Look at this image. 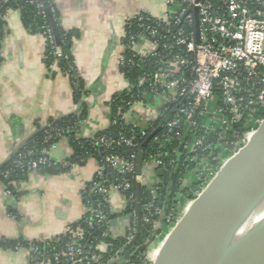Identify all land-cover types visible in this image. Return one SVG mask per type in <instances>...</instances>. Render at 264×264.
<instances>
[{
	"label": "built area",
	"instance_id": "obj_1",
	"mask_svg": "<svg viewBox=\"0 0 264 264\" xmlns=\"http://www.w3.org/2000/svg\"><path fill=\"white\" fill-rule=\"evenodd\" d=\"M10 1L0 0V63L3 56L1 46L7 33V14L1 12V6ZM25 1L35 6L44 17H48L47 9L51 13L56 10L54 0H50L51 8L48 7V0H45L46 4L42 0ZM164 3L166 10L161 18L147 12L132 18L139 21L141 33L135 35L126 32L123 43V53L128 50L141 58H152L157 63V71L145 72L136 87L139 89L138 97L148 96L149 101L157 105H143L148 114L154 116V125L158 121H162V124L154 128L150 135L149 129L154 125L141 129L139 138L134 134L127 136L123 133L115 139L92 138L95 148L109 149L118 144L132 150L128 157L104 154L95 178L83 189L86 205L84 220L88 231L100 232L104 240L96 246L84 245L81 241L87 231L69 226L64 236L28 243L25 246L29 252L28 264H108L120 259L124 249L133 255L157 232L153 245L159 241L158 246H152L138 257L120 263L131 264V261L143 258L146 264H152L151 251L154 248L159 251L165 237L207 185L203 184L192 194L193 198L188 200L184 212L178 208L175 217H167L173 224H166L164 210L158 206L163 187L156 174L159 169L164 174L162 159L165 153L155 148L146 151V147L140 146L139 140L149 138L160 129L163 136L159 138L157 133L148 145L153 141L159 144L178 141L180 147L176 151L177 155L185 157L189 164L195 166L188 173L190 177H195L199 183L204 177L206 183H209L225 162L250 141L263 123L264 0H164ZM17 11L21 13V10ZM46 35L47 41L53 45L54 54L62 57L53 29L48 28ZM144 41H151L153 47L147 54L139 55L136 48ZM123 53L118 61L120 68L134 63L132 58ZM133 88L129 85L128 90ZM142 103L127 102L128 112ZM123 118L126 120V115ZM115 123L117 120L112 118L111 124ZM240 126L241 130H234ZM48 128L52 129L51 125ZM138 128L133 125L132 132ZM53 130L54 134L47 133L45 136L44 141L49 144L47 147L30 148L20 153L15 167L27 173L48 166L63 170L72 167L74 164L68 160L59 161L52 155L56 143L50 142L66 138L61 128ZM140 152L145 154V159L147 155L144 167H149L153 172V180L149 179L152 176L150 170H144L142 175L137 173ZM173 173L176 172H171V175ZM11 177V170L0 171V178L7 181ZM133 181L146 185L148 189L149 198L143 206L145 214L142 215V225L151 226L153 230L145 242L139 243L138 238L136 245L133 240L138 233L137 209L124 214L132 215V219L122 231L112 225L114 219L105 212V207L110 208L114 193L124 196L127 210L137 205L133 194L126 195L133 189ZM179 181L186 183L184 178ZM6 194H10V191H6ZM182 201L183 197L180 196L179 207L187 204ZM66 237H69V241L62 244ZM107 238L123 240L119 250L108 260L105 257L113 243L106 241ZM20 247L24 245L17 244L16 248Z\"/></svg>",
	"mask_w": 264,
	"mask_h": 264
},
{
	"label": "crops",
	"instance_id": "obj_2",
	"mask_svg": "<svg viewBox=\"0 0 264 264\" xmlns=\"http://www.w3.org/2000/svg\"><path fill=\"white\" fill-rule=\"evenodd\" d=\"M54 3L61 28L78 33L73 41L75 78L77 84H84L85 91L79 97L69 74L57 64L52 68L46 65V37L27 30L19 11H9L0 63V167L53 121L85 111L86 118L78 131L81 138L92 139L107 130L113 118V98L129 88L118 64L127 22L141 12L161 18L166 10L164 0ZM152 47L151 41H144L136 52L145 55ZM143 99L146 103L127 112L126 123L146 129L154 125L155 118L143 105H157L148 96ZM73 154L67 138L60 139L52 150L59 161ZM99 167V162L90 158L68 170L60 169L58 175L32 172L14 182L10 194H6L8 189L0 182V264H28L27 248L17 249L16 244L53 240L64 236L69 226L79 224L86 215L84 186L93 181ZM154 178L152 172L151 179ZM110 209L114 220L126 214L124 196L114 193ZM121 224L115 228L118 230ZM157 253L158 248H154L150 257L155 258Z\"/></svg>",
	"mask_w": 264,
	"mask_h": 264
},
{
	"label": "water",
	"instance_id": "obj_3",
	"mask_svg": "<svg viewBox=\"0 0 264 264\" xmlns=\"http://www.w3.org/2000/svg\"><path fill=\"white\" fill-rule=\"evenodd\" d=\"M46 4L45 0H42ZM48 17L56 44L59 45L57 24L50 9ZM198 28V19L196 18ZM152 99V98H151ZM150 99V100H151ZM158 129L144 143L147 147ZM182 150V148H181ZM132 150H130V154ZM145 154L137 159V173L142 175ZM60 169L48 166L34 171L42 175H58ZM162 177L161 169L156 171ZM177 173L171 175L174 189ZM137 183V227L133 240L137 244L142 227V189ZM132 215L112 221L130 222ZM155 235L131 255L127 249L120 259L108 264L132 260L152 248ZM152 264H264V121L250 141L228 159L189 205L180 220L165 237Z\"/></svg>",
	"mask_w": 264,
	"mask_h": 264
},
{
	"label": "trees",
	"instance_id": "obj_4",
	"mask_svg": "<svg viewBox=\"0 0 264 264\" xmlns=\"http://www.w3.org/2000/svg\"><path fill=\"white\" fill-rule=\"evenodd\" d=\"M55 7V5H53ZM52 6V8H53ZM48 7L51 8L50 0H48ZM56 10L52 13V17L55 19L57 24V30L59 34V47L62 51V57H57L54 54L53 45L50 43V41H47V49L45 54V63L48 67L52 68L54 64H57L62 72L67 73L70 75L71 80L73 82V85L76 89V94L80 97L85 91L84 84L82 82H79L77 84V80L75 78V65H74V56H73V41L78 37V33L76 31H68L65 32L60 24H59V12ZM11 10H21V18L22 23L24 27L32 32L33 34H41L43 36H47V29H52L50 19L49 17H44L43 15L39 14V11L36 9L35 6L28 4L25 0H12L8 4H5L1 6V12L3 14H7ZM139 21L135 19H131L127 22L126 25V32L129 34H135L138 35L141 33V29L138 27ZM126 57L132 58L134 60V63L132 65L122 67L121 71L126 77V79L129 82V85L133 86V90H126L118 95H116L111 104L112 108V116L114 119L117 120V123L111 124L110 127L98 133L96 137L94 138H102L106 137L109 139H115L119 137L120 133H123L127 136L136 135L137 138L140 137V131L143 128L135 129L134 132H132L133 125H130L126 123V120L123 118L124 115L127 114L129 107L126 105L127 102L132 101H142L143 103H146V101L142 97H138V90L136 85L139 78L145 73V72H155L157 71V63H155V60L152 58H141L136 54H133L131 51H124L123 53ZM171 117V115H169ZM86 118L85 111L78 115L74 114L71 115L68 118H64L59 121H53L51 124V128H45L40 129L38 133L30 139L27 144L20 149L6 164H4L2 167H0V171L5 172L8 170L12 171V177L9 180H4L3 178H0V182L4 183V185L7 187L8 190L14 189V182H17L19 180L25 179L29 172H22L18 168L15 167V161L17 158V155L20 153L25 152L27 149L35 148V149H41L43 147H47L49 144L45 143L44 139L47 133H53V128H61L62 134L64 137L68 139L70 142L74 154L67 160L76 165V164H83L90 158L96 159L99 164H102L101 157L104 156V154L113 153L116 155L128 157L130 155V149L129 147L125 145H118L114 144L111 148H95L92 145V139H86L81 138L78 135V131L80 128L81 122ZM159 124H162V121H158L155 123L153 128L149 129V135L154 131V128L158 127ZM242 127H235L234 130L239 131ZM148 135V136H149ZM157 136L160 138V136H163L162 131L158 132ZM148 137L143 138L139 140V144L141 147H143L144 143L146 142ZM187 138V137H186ZM60 139L52 140L50 143H57ZM180 147V143L178 141H171L169 143H157L155 141L151 142L150 145H148L145 149L146 151L155 148V149H161L165 156L163 157V167L165 168L164 174L162 177H160V180L162 182L163 191L161 192V200L158 203V206L161 207L164 210V213L166 215V218H164V222L166 224H173V221H168L167 217H175L176 212L179 208V197L182 196L183 199H192L193 193L199 189L201 186L199 182L196 181L195 177H190L188 174L195 166L193 164H189L185 157H179L176 153L178 148ZM218 153V151H217ZM91 155V156H90ZM148 158L146 155V159L144 161L147 162ZM175 171L177 173V182L175 184V187L173 190H171V172ZM180 178L186 179V183L182 184V182L179 181ZM137 183L133 181V189L128 194H133L135 197H137V191H136ZM149 198V193L147 187H143L142 189V212L144 215L145 211L143 210V206L147 203ZM136 210V204L133 205V207L129 208L126 213L132 212ZM105 212L108 215V217L112 218L113 213L111 212V209L107 206L105 207ZM76 228H82L85 231H87V234L85 235L84 239L81 241L84 245H91L96 246L100 241L104 240L101 238L100 232L96 231H88V226L85 220L83 219L79 224L73 226ZM153 233L152 227L148 226L146 224H143L141 227L140 235H139V243L145 242L150 235ZM71 237V235H70ZM108 242L113 243V247L110 249V251L106 255V260L109 258H112L115 253L119 250L120 246L123 243V240L116 239L113 240L111 238L105 239ZM69 241V237L64 238L63 243H66ZM22 245L26 246L28 243L23 242ZM17 246V244H16ZM15 246V247H16ZM131 264H146L144 259L137 258L133 261H131Z\"/></svg>",
	"mask_w": 264,
	"mask_h": 264
},
{
	"label": "rangeland",
	"instance_id": "obj_5",
	"mask_svg": "<svg viewBox=\"0 0 264 264\" xmlns=\"http://www.w3.org/2000/svg\"><path fill=\"white\" fill-rule=\"evenodd\" d=\"M213 178V177H212ZM149 179H151V175H150V177H149ZM207 180H209V178L207 179ZM201 182H203V183H201ZM203 184H205V185H203ZM208 183H206V181H205V178L203 177L202 179H201V181H200V185L202 186H206ZM189 200V199H188ZM188 200H186V199H183V201L181 202V203H187L185 206H181V207H179V209L180 210H183V212H184V210H185V208H187V206H188V204H189V202H188ZM176 214H177V212H176ZM127 225H128V223L127 222H124V223H122L121 225H120V228H118L119 230H124L126 227H127ZM165 234V233H164ZM159 241H157V244H154L153 245V247H156V246H158L159 245ZM151 258L152 259H154V257L153 256H151Z\"/></svg>",
	"mask_w": 264,
	"mask_h": 264
}]
</instances>
